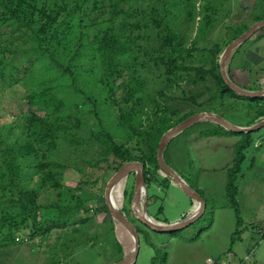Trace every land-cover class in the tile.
<instances>
[{"label": "trees", "instance_id": "16d2710c", "mask_svg": "<svg viewBox=\"0 0 264 264\" xmlns=\"http://www.w3.org/2000/svg\"><path fill=\"white\" fill-rule=\"evenodd\" d=\"M197 1L52 0L50 6L48 0H0V89L20 87L26 105L16 119L24 128L17 127L25 132L24 140L11 143L7 152L0 151V186L11 192L18 189L23 180L22 167L31 160L41 170L37 176L41 188L66 189L63 173L68 162L60 161L64 155L81 159L92 167L107 163L112 170L110 175L125 162L139 161L144 165L147 191L156 179L167 184L168 176L159 178L157 174L156 151L160 137L188 116L210 111L198 108L179 114L155 104V94L164 95L163 88L184 79L185 71L194 72L193 83L211 77L216 86L213 98L221 101L231 96L254 101L259 107L264 96L252 98L236 94L223 81L219 70L220 54L248 26H238L235 31L238 33L232 34L221 46L211 40L219 17L211 18L208 11L221 12L200 0L201 16L193 36L171 26L178 6L192 19ZM230 10L226 7L225 13ZM23 30L29 37L25 41L18 39L22 38ZM115 66L133 67L132 76L113 84ZM119 88L123 89L121 93ZM256 111L249 122L239 125L249 126L264 118V109ZM202 124L205 125L202 135H242L237 151L241 159L245 158L241 150L252 142L251 132L236 133L203 121L173 139ZM72 166L73 162L69 164ZM28 181L32 182V178ZM82 184L79 180L76 188ZM19 189L18 192L23 189L25 194L11 199L18 210L13 215L14 225L26 223L33 233L44 234L47 229L43 215L48 220L51 215L41 212L46 206L38 203V190ZM237 194L236 186L227 183L225 196L238 217L239 204L234 197ZM88 199L78 197L75 203L59 205L62 210L57 212L58 217L63 218V223L68 222L72 214L66 207L73 209V215H79ZM53 206L56 207L52 204L46 208ZM137 230L143 231L139 227Z\"/></svg>", "mask_w": 264, "mask_h": 264}, {"label": "rangeland", "instance_id": "374dc122", "mask_svg": "<svg viewBox=\"0 0 264 264\" xmlns=\"http://www.w3.org/2000/svg\"><path fill=\"white\" fill-rule=\"evenodd\" d=\"M51 1L48 0L50 6ZM198 1L195 3L192 19H188L185 9L178 6L176 15L171 18V26L179 27L183 32L193 36L201 16ZM200 2L221 12L220 14L213 10L208 11L211 18L219 17L218 24L212 29L211 40L221 46L232 37V34L234 35L238 26L249 27L256 21L264 19V0H200ZM226 7L231 9L228 14L225 13ZM21 33L22 38L17 37L19 40L29 39L24 30ZM237 33L238 31L235 34ZM8 38L11 40V37ZM237 48L226 60L228 76L230 78L232 76L233 81L237 85L239 83L241 87L246 86L253 88L252 90L264 87V27L255 31ZM133 70V67L124 66L121 69L115 66L113 84L129 79ZM193 75L192 70L185 71L184 79H177L170 83L169 87H164V95L155 94V104L167 108L168 112L176 110L179 114L198 108L210 110L206 112L221 114L238 125L246 124L253 118L256 110L264 109V102L260 103L259 108L254 101L245 99L226 96L220 101L213 98L216 92L213 79L206 76L204 81L193 83ZM13 88L0 89L2 152H7L11 143L18 139L23 141L25 137V132L17 128H23L21 121H16L19 112L25 110V97L23 92L19 91L20 87ZM122 91L123 89L119 88L118 93ZM148 110L151 114V109ZM204 126L196 125L182 133L178 138L172 139L165 149L167 164L197 190L206 204L201 215L189 225L174 232L151 230L141 223L132 211L134 172H130L126 178L114 185L111 192L113 202L136 228L143 230L138 232L139 251L133 264L256 262L264 264V237L259 229V226H264V127L251 132L252 142L241 150V154L245 156L241 159L238 156L237 145L241 144L242 135L229 133L202 135L200 132ZM71 158L64 155L60 160L68 162L63 173L66 189L41 188L37 179L41 170L37 169L31 160L22 167L23 180L20 187L37 189L36 194L41 207L56 205L41 209L44 214L48 212L51 218L48 220L43 215L44 228L47 229L44 234L47 238L41 239L40 242L42 235L40 231L38 234L33 233L29 224L21 225L17 220L18 225H14L13 215L18 210L16 203H11V199L22 197L25 194L24 190L18 192L20 190L18 187L11 192L0 186V264H112L132 250L131 234L113 218L106 204V186L114 174L110 175L111 167H108L107 163L92 167L81 159ZM72 162L74 166L69 167ZM29 173L31 175L27 176ZM157 174L159 178L167 177L160 168ZM31 178L32 182L28 181ZM79 180L84 184L76 188ZM169 180L165 184L156 179V182L150 185L146 198L147 215L153 221L166 224L184 219L199 204L175 185L171 178ZM119 183L123 185L121 196L115 188ZM227 183H233L238 190L237 197L234 195L239 204L238 217L225 196ZM71 188L74 189L73 193ZM78 197L90 199L84 203L79 215H73L72 208L67 206L65 210L72 216L68 218V222L63 223L61 221L63 218H59L57 214L62 210L59 205L75 203L74 200ZM114 239L119 243L122 252L118 251Z\"/></svg>", "mask_w": 264, "mask_h": 264}, {"label": "water", "instance_id": "95a60500", "mask_svg": "<svg viewBox=\"0 0 264 264\" xmlns=\"http://www.w3.org/2000/svg\"><path fill=\"white\" fill-rule=\"evenodd\" d=\"M264 27V19L256 21L252 25H250L243 33H241L238 37L234 38L230 41L224 50L222 51L219 58V70L223 81L226 85L233 90L236 94L244 97H262L264 96V87L252 90L246 89L239 85H237L227 74L226 71V60L230 56V54L235 50L238 46L243 44L248 38H250L255 31ZM203 121H212L214 123L219 124L223 128L228 131L236 132V133H249L255 131L261 127H264V118L258 120L252 125L249 126H241L234 124L223 117L221 114L215 112H206L200 111L196 112L175 126L166 130L159 139L157 151H156V159L160 170L164 173V175L168 176L173 180L174 184L177 185L187 196H189L195 202H198L197 208L184 219L173 222V223H163L153 221L146 212V198H147V187L144 177V168L143 164L139 161H128L123 163L112 175L110 180L107 183L105 190V200L108 208L110 209L112 216L117 222L121 223L126 230L131 234L133 238V248L132 250L123 256L121 259L113 262L112 264H133L137 253L139 251V235L136 226L121 212L120 209L116 206V204L112 200V189L116 183H118L121 179L126 178L130 172H134V185H133V193L131 197V207L134 213V216L144 225L148 226L151 230L155 232H174L186 225H189L191 222L196 220L205 208V201L202 196L191 187L172 167L167 164L164 158V150L168 143L179 133L186 130L190 126L203 122ZM142 203V206H141Z\"/></svg>", "mask_w": 264, "mask_h": 264}, {"label": "bare ground", "instance_id": "6f19581e", "mask_svg": "<svg viewBox=\"0 0 264 264\" xmlns=\"http://www.w3.org/2000/svg\"><path fill=\"white\" fill-rule=\"evenodd\" d=\"M122 187H123V185L121 184V183H119L118 185H116V191H117V193H118V195L119 196H121L122 195ZM113 199H114V195H113ZM115 201V200H114ZM123 237V236H122Z\"/></svg>", "mask_w": 264, "mask_h": 264}, {"label": "crops", "instance_id": "0c3cea01", "mask_svg": "<svg viewBox=\"0 0 264 264\" xmlns=\"http://www.w3.org/2000/svg\"><path fill=\"white\" fill-rule=\"evenodd\" d=\"M259 227H260L259 229L262 231V232H261V235H262V237H264V226H262V227L259 226ZM262 233H263V234H262ZM46 238H47V236H46L45 234H42V235L40 236L39 242L41 241V239L44 240V239H46ZM48 241H49V240H48ZM253 262H254V261H253Z\"/></svg>", "mask_w": 264, "mask_h": 264}, {"label": "built area", "instance_id": "2783aa9c", "mask_svg": "<svg viewBox=\"0 0 264 264\" xmlns=\"http://www.w3.org/2000/svg\"><path fill=\"white\" fill-rule=\"evenodd\" d=\"M254 264H260V263L256 262V263H254Z\"/></svg>", "mask_w": 264, "mask_h": 264}]
</instances>
